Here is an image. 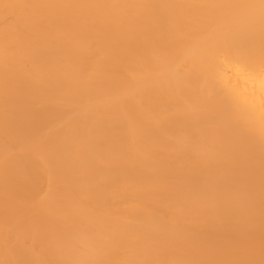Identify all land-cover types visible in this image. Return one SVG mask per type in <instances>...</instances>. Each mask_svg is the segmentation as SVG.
<instances>
[{
    "label": "bare ground",
    "instance_id": "bare-ground-1",
    "mask_svg": "<svg viewBox=\"0 0 264 264\" xmlns=\"http://www.w3.org/2000/svg\"><path fill=\"white\" fill-rule=\"evenodd\" d=\"M0 264H264V0H0Z\"/></svg>",
    "mask_w": 264,
    "mask_h": 264
}]
</instances>
